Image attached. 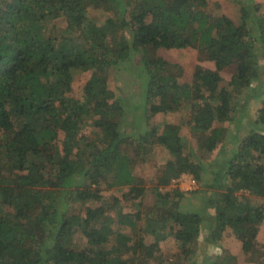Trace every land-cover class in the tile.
<instances>
[{"label": "trees", "instance_id": "16d2710c", "mask_svg": "<svg viewBox=\"0 0 264 264\" xmlns=\"http://www.w3.org/2000/svg\"><path fill=\"white\" fill-rule=\"evenodd\" d=\"M212 2L0 0V264H152L169 238L184 258L168 264H237L222 242L227 231L254 260L264 223V99L253 117L237 116L241 95L261 80L264 6L234 1L235 18ZM179 50L213 67L198 63L194 81L181 83L180 64L163 55ZM111 69L141 87L128 112ZM87 72L78 96L75 79ZM189 130L191 139L181 134ZM160 148L166 162L137 178V165ZM184 174L200 189L167 190ZM148 183L155 201L145 222L137 215L142 228L119 199L110 211L101 195L127 188L125 200H143ZM198 194L206 214L187 210L186 196ZM116 221L131 233L114 230ZM202 234L213 256L197 250Z\"/></svg>", "mask_w": 264, "mask_h": 264}, {"label": "rangeland", "instance_id": "374dc122", "mask_svg": "<svg viewBox=\"0 0 264 264\" xmlns=\"http://www.w3.org/2000/svg\"><path fill=\"white\" fill-rule=\"evenodd\" d=\"M216 1L220 2V4H221V9H219V11L224 12L225 14L229 13L232 16H234L235 18L237 17L235 15L238 14V12H237L238 6L236 5V3L234 1H239V0H213V2H216ZM242 1H246V0H242ZM258 1L259 2L262 1L263 6H264V0H258ZM263 15H264V9H263ZM61 25H63V24H61ZM163 55L166 56L173 63H179L180 64L181 68L183 69V76L180 79L181 83H185V82L191 83L192 81H194V77H193L194 71H195L196 65L198 63L213 67V64L206 62V61H204V62L201 61L202 57L200 56L198 51H193V52H190L188 50L169 51V52L163 53ZM258 61H259V68H260L259 70H260V73H262L261 74V80L258 82H255L251 88L245 90L244 93L241 95V99H240V103H239L240 111H238L239 115L237 116L238 118L242 117V115H243L242 113H244V111L250 117H253L256 114L257 110L261 107V104H262L261 101L264 99L263 89L259 86V84H261V86L263 87V84H264V57H263V54L262 55L260 54V58L258 59ZM233 72H234L233 68L225 71L224 75H225V78L227 81L230 80V76ZM90 76H91V72H87V73H84V74L76 77L75 82H74V87H75V90L77 91L78 96L82 95V88L85 85V83L87 82V80L90 78ZM123 78L125 79V77H123ZM109 82L112 85L114 84L115 89L117 88V90H119L121 92L120 97L122 100V104H123L125 110H127V112H128L131 109V105L134 102V100H132V99H134V98H132V95L136 94L137 91H141V87L136 85V84L131 85V83H128L127 81L122 80V78L119 77L118 73L114 69L110 70ZM225 84H226V82L223 83V85H225ZM253 97H258V100H257L258 103L257 102H251V98H253ZM129 100H131V101H129ZM170 116L173 118L172 115H170ZM138 117H139V115H138ZM133 118L134 117L130 116L129 121H130L131 125L134 123L133 121L138 120V119H135V118L133 119ZM175 118H176V116L174 117V119ZM235 124H236L235 122H233V123L231 122L230 124H225V125L230 126L231 131L235 132L234 131L235 130L234 129ZM89 132H90V129H89ZM89 132L87 133V136L90 135L91 138H94V132H92V133H89ZM140 132H142V129H140ZM138 134H139V132H138ZM181 134L184 136L186 135L190 139L192 138V133H190V130L188 132L181 131ZM233 135H234V133H233ZM166 152L167 151H165V149L160 148L159 151L155 154V156L153 155L152 158L147 159L148 161H146V163L144 162L143 164L137 165V167L135 168L134 175L137 178H143L145 181H147L148 179L153 177L154 174H156L158 172V166H160L161 164H164L166 162V158L168 157V154ZM217 152L218 151H216L213 155L209 156V158H208L209 161H206V163H204L205 164L204 165V172L206 173V174H204V178H205L204 180L205 181H208L210 178V175L212 174L211 171L213 170V165H210V162L214 158H216ZM147 186H148L149 190L147 191L143 200H134V201L133 200L132 201L125 200L123 194L126 193L127 188L121 189L120 191L117 190V188L108 189V190L106 189V190L102 191L101 195L107 200V202H108L107 208L110 211L112 208L114 211L115 208L117 207V203H116V199H115V198H117L120 200V205L118 208L124 214H130L131 215L129 217V220L131 222L132 221L135 222V220L137 221L136 218H137L138 214L140 215V219L143 222H145L146 221L145 215H146V213H148L147 207L154 205V201H155V191H154L153 187H151L149 185V183L147 184ZM174 187H179L184 192H193V191H196L197 189L198 190L200 189V184L197 183V181L193 178L192 175L184 174L178 180H175L173 182V184L170 186V188H167V190L174 188ZM186 197H187L186 202H188L187 210L191 211V210H194L195 208L199 207L200 210H202L205 214L208 212L205 210L206 205L204 203L202 194L188 195ZM89 205L90 204H88L87 207ZM91 206H94V205L92 204ZM82 208L83 207H81L80 204H76L74 206L73 211L74 212L77 211L78 213H80L81 211H83ZM182 210H184V209H182ZM136 226H138V227L142 226L140 221H137ZM113 229L121 231L124 234H130L132 231V226L128 225V223H120L119 221H116V223L113 225ZM114 237H115V235H113V238ZM203 237H204V235L202 234L201 237L199 238L200 244L197 245V250L205 251V253H207L208 255L213 256L215 254V252L217 251L216 246L215 245H206L205 246ZM85 242H86L85 239H81L79 237L76 238V243L79 244V246H84ZM222 242H223V245L227 247L226 250H228V252H231V254H237L238 255L237 264H259V263L264 264V223L260 229V233H259V237H258V254L253 258L254 260L251 259L252 258L251 254L245 255L243 253L241 243L236 240V238L231 234L230 231H227L225 233V237H224V240ZM159 246L160 247L158 249V252L156 253V257L152 259V264H168L169 262H174L175 260H178L180 257L182 259L184 258V255H181V253L179 252L178 244L176 243L175 239H173V238H169L167 241L161 242Z\"/></svg>", "mask_w": 264, "mask_h": 264}]
</instances>
